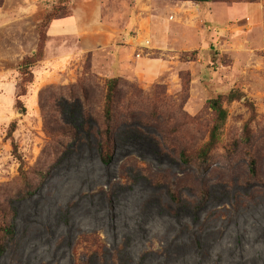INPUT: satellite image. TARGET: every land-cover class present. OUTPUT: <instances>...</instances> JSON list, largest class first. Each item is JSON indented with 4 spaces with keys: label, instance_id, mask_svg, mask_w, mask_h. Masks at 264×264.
Listing matches in <instances>:
<instances>
[{
    "label": "rangeland",
    "instance_id": "rangeland-1",
    "mask_svg": "<svg viewBox=\"0 0 264 264\" xmlns=\"http://www.w3.org/2000/svg\"><path fill=\"white\" fill-rule=\"evenodd\" d=\"M57 1L1 5L8 21L0 26V217L14 212L16 231L0 264H264V187L255 185L264 182V151L260 180H252L240 143L251 116L244 99L227 104L208 163L201 166L194 153L209 137L208 100L232 89L257 107L255 135L264 131V0H147L135 26L127 9L129 23L121 24L129 38L63 56L50 48L44 67L48 36L41 39L39 26ZM72 1L59 6L60 15L73 14ZM143 39L149 47L141 51ZM38 54L18 105L20 67ZM114 76L115 125L141 127L165 154L150 142L120 143L110 165L100 161L98 133ZM75 100L91 117L92 134L81 145L64 135L81 125L79 113L71 119L60 112ZM12 121L21 160L7 136ZM183 149L193 158L189 165L180 163ZM203 188L210 189L207 199L198 196Z\"/></svg>",
    "mask_w": 264,
    "mask_h": 264
},
{
    "label": "trees",
    "instance_id": "trees-1",
    "mask_svg": "<svg viewBox=\"0 0 264 264\" xmlns=\"http://www.w3.org/2000/svg\"><path fill=\"white\" fill-rule=\"evenodd\" d=\"M71 0H58L57 6L53 7L50 11L46 13L44 16L42 23L39 26V32L41 39L44 41L48 34V28L54 22V20L63 19L68 17L70 14H62L60 15L61 7L65 8L66 4H69ZM177 1V0H174ZM195 3H207L212 0H190ZM3 3V0H0V8ZM46 29V31H45ZM41 56V54L30 55L24 58L22 65L20 67V71L23 74V82H22V90L18 94L17 104L22 105L23 102L21 97L26 95L27 93V85L34 81V72L33 66L37 61V57ZM119 76H114L110 78L107 82V91L105 95V105L103 110V122L104 128L102 131L98 133V143H97V151L100 158V161L104 165H110L116 154V150L118 145L121 143L123 144H136L140 141L142 142H150L154 143L156 149L165 154V150L161 144H158L151 135L146 133L141 127L134 126L131 123L122 122L120 125H115V96L116 91L119 85ZM244 99V100H243ZM243 100L244 103L250 108L251 116L247 121L243 134L241 137V142L247 146V168L249 173V178L252 180H260V173H261V158H262V151H264V131L258 133L259 135H255V133L250 128V124L256 120L257 118V107L251 102L247 97L246 94L239 90V89H232L228 93L219 94L213 98L208 100V106L212 110L213 118H212V125L209 129V137L206 142L201 145L195 153L196 161L201 165L204 166L208 163L211 153L213 150L218 146L221 141V138L224 133L225 126L227 124V120L229 117V110L227 104H230L234 101H241ZM25 110V109H24ZM63 118H66L65 115L71 116V119L75 117L77 113H79L82 123L80 126L70 125L68 133H64L65 136H70L74 140L80 143H83L85 136L92 134L91 132V117L82 108V104L80 101H70L65 102L60 109ZM69 116V117H70ZM66 121V119H64ZM17 129V122L12 121L9 129H8V137L11 138L12 144L14 147V154L21 160V156L18 154L17 145L14 140V132ZM260 141V145L258 142ZM258 145V146H257ZM73 151V147L70 146L68 150H65L66 154L61 159H65L70 153ZM179 159L180 163L183 165H189L193 161V158L187 150L183 149L179 152ZM21 176L26 185H30L29 178L27 176L26 171L20 168ZM161 180V178H160ZM159 179L152 178V181L157 184H161ZM161 182H164L163 180ZM264 182L256 183L255 185L264 187ZM169 193L171 198L178 202H182V197L179 196L176 190L169 187ZM203 199H207L210 196V189L203 188L201 190V194L198 195ZM111 200V194H110ZM15 213L11 216L8 213L5 218L0 217V257L6 254L9 249V245L15 241ZM13 220L14 222H12Z\"/></svg>",
    "mask_w": 264,
    "mask_h": 264
},
{
    "label": "crops",
    "instance_id": "crops-1",
    "mask_svg": "<svg viewBox=\"0 0 264 264\" xmlns=\"http://www.w3.org/2000/svg\"><path fill=\"white\" fill-rule=\"evenodd\" d=\"M180 2L190 3L192 1L184 0ZM143 5H148L147 0H73V14L67 18L54 20L48 28L46 59L41 63L44 64V67L48 65L51 59L49 57L52 56L49 54L50 48L54 49L56 54L63 56L70 51L82 53L104 50L109 45V38L112 39L111 42L118 37L129 38L131 34H129V31L127 33L124 28V24L129 23L127 9L131 8L134 13L132 25L135 26L143 17V11L141 10ZM6 21H8V17L1 7L0 26L4 25ZM115 21L116 23H114ZM67 22H69V25ZM123 22L124 24H121ZM71 38L72 40H78L79 43L75 45L76 47L66 45L65 39ZM91 43H96L94 44L96 47H92L93 44ZM148 47L149 43L140 50L143 51ZM117 52L120 53V49ZM139 55L141 56V53ZM121 60L119 57V61ZM118 64L121 66V62Z\"/></svg>",
    "mask_w": 264,
    "mask_h": 264
},
{
    "label": "built area",
    "instance_id": "built-area-1",
    "mask_svg": "<svg viewBox=\"0 0 264 264\" xmlns=\"http://www.w3.org/2000/svg\"><path fill=\"white\" fill-rule=\"evenodd\" d=\"M146 39V38H145ZM145 39H143L142 41H141V44H139V46L141 45V46H147L148 45V43H149V41L147 40H145ZM144 48V47H143Z\"/></svg>",
    "mask_w": 264,
    "mask_h": 264
}]
</instances>
